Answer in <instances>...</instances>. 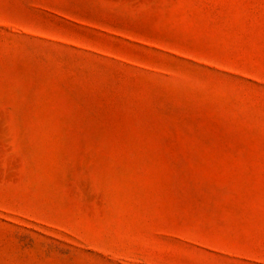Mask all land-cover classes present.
<instances>
[{"label":"rangeland","instance_id":"374dc122","mask_svg":"<svg viewBox=\"0 0 264 264\" xmlns=\"http://www.w3.org/2000/svg\"><path fill=\"white\" fill-rule=\"evenodd\" d=\"M0 264H264V0H0Z\"/></svg>","mask_w":264,"mask_h":264}]
</instances>
